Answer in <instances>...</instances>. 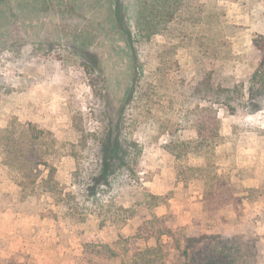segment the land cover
Masks as SVG:
<instances>
[{
	"label": "rangeland",
	"instance_id": "374dc122",
	"mask_svg": "<svg viewBox=\"0 0 264 264\" xmlns=\"http://www.w3.org/2000/svg\"><path fill=\"white\" fill-rule=\"evenodd\" d=\"M263 51L264 0H0V129L32 123L43 149L75 145L82 131L87 146L53 162L64 192L75 157L87 168L111 155L95 139H118L138 182L168 196L157 216H178L187 236L241 235L264 264V102L244 95ZM176 145L188 167L241 170V185L257 190L222 218L204 213V183L176 179ZM8 170L0 160V264L8 243L29 244L42 264H77L75 233L112 242L147 218L63 228L47 196L12 208L19 187Z\"/></svg>",
	"mask_w": 264,
	"mask_h": 264
},
{
	"label": "trees",
	"instance_id": "16d2710c",
	"mask_svg": "<svg viewBox=\"0 0 264 264\" xmlns=\"http://www.w3.org/2000/svg\"><path fill=\"white\" fill-rule=\"evenodd\" d=\"M244 95L249 102H264V53L251 74ZM119 126L122 128L121 123ZM34 128L32 123L15 122L0 129V160L9 168L10 180L19 187V195L12 199V208L18 209L25 202L47 196L61 210L63 228L76 225L88 216L94 217L99 227L110 223L121 228L132 217L147 214L131 237L120 234L117 240L106 242L98 234L75 233L79 245L77 264H254L260 258L254 250L256 245L241 235L187 236L185 227L178 223V216L170 212L157 216L156 209L166 205L168 196L151 194L138 182L128 167L125 150L122 151L125 144L118 139L111 144L109 136L101 142L95 139L94 147L101 143L111 155L91 162L87 168L83 167V160L75 157L77 168L72 174V190L64 192L55 180L53 162L71 153L72 148L84 149L88 141L81 131L75 145L64 140L53 149H43L42 140L31 135ZM217 143L208 153L214 154ZM179 147L168 149L176 160V179L184 186L189 181L204 183L201 200L204 213L220 214L222 218L230 206L241 205L245 193L257 190L241 185L247 177L241 170L231 174L227 169L217 171L213 165L188 167L175 150ZM91 157L87 159L91 161ZM201 158L207 160L204 156ZM149 239L155 240L154 247L137 248L138 241ZM7 245L9 254L1 264H42L35 259L37 253L29 244Z\"/></svg>",
	"mask_w": 264,
	"mask_h": 264
},
{
	"label": "crops",
	"instance_id": "0c3cea01",
	"mask_svg": "<svg viewBox=\"0 0 264 264\" xmlns=\"http://www.w3.org/2000/svg\"><path fill=\"white\" fill-rule=\"evenodd\" d=\"M198 200H199V201L202 200V194H200V195L198 196ZM197 204L201 205L202 202H198V203H196L195 205H197ZM160 214L163 215V214H165V212H164V211H161Z\"/></svg>",
	"mask_w": 264,
	"mask_h": 264
}]
</instances>
